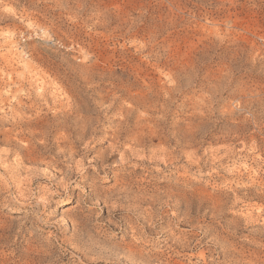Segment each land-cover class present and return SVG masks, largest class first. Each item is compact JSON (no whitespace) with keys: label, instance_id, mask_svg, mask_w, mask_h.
I'll return each instance as SVG.
<instances>
[{"label":"clouds","instance_id":"1","mask_svg":"<svg viewBox=\"0 0 264 264\" xmlns=\"http://www.w3.org/2000/svg\"><path fill=\"white\" fill-rule=\"evenodd\" d=\"M227 3L249 7L247 27L187 9L157 19L141 0L105 9L114 32L144 29L149 49L165 23L203 28L218 48L249 36L211 77L170 48V79L157 80L116 76L60 44L51 75L38 69L14 94L5 82L0 264H264V82L241 83L264 67V0ZM105 12L89 33L107 28Z\"/></svg>","mask_w":264,"mask_h":264},{"label":"rangeland","instance_id":"2","mask_svg":"<svg viewBox=\"0 0 264 264\" xmlns=\"http://www.w3.org/2000/svg\"><path fill=\"white\" fill-rule=\"evenodd\" d=\"M141 2L151 17L157 19L171 11L187 9L196 12L198 18L207 16L208 21L217 25H222L223 21L229 18L236 21L237 29L247 27L251 22L252 14L248 6L231 7L227 0H141ZM134 6L135 0H132L127 8L120 0H116L115 3L111 0H0V93L5 92L6 81L8 90L14 94L19 90L18 86H26L29 80L42 78L38 69L51 75L47 66L56 63L51 54H59L55 50L60 44L64 46L60 52L75 49L69 56H78L83 60H87L90 54L95 53L100 59L101 69L111 71L116 76L122 73L125 75L138 73L141 78L169 80L173 64L168 59L169 53L165 52V48L171 49L173 58L184 56L194 61L198 72L211 77L228 60L235 47H243L251 39L238 32L235 44L218 48L210 40L204 39L208 32L203 28L184 27L181 24L176 30H168L165 23L156 34V39L160 43L149 49L144 29L137 30L135 26H125L119 32H114L113 29L119 21L112 19L110 12H105V9L114 7L128 11ZM99 12H105V19L110 22L107 28L97 26L89 33L92 18ZM151 22L150 20L149 23ZM125 31L129 35L116 44L115 38ZM168 31L170 34H167ZM54 40L59 43L53 44ZM148 50L152 51L159 63L153 64L145 58L144 54ZM261 82H264V67L259 64L241 81L242 84ZM227 123L229 122L221 121L218 127H223ZM255 151L264 156V150L260 148L258 141Z\"/></svg>","mask_w":264,"mask_h":264}]
</instances>
